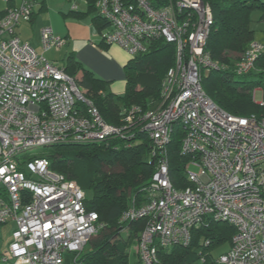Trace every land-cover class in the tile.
<instances>
[{"label":"built area","instance_id":"1","mask_svg":"<svg viewBox=\"0 0 264 264\" xmlns=\"http://www.w3.org/2000/svg\"><path fill=\"white\" fill-rule=\"evenodd\" d=\"M33 5L22 0L0 17V225L14 223L0 264H63L65 253L77 256L103 227L86 209V193L76 181L52 171L46 158L25 159L27 152L129 141L137 132L147 135L156 156L150 198L124 211L120 221L145 219L136 248L140 262L159 264L158 247L187 246L192 229L223 223L234 233L216 262L264 264V116L230 115L202 88L203 75L214 67L205 51L210 6L202 0L96 1L107 24L99 35L104 45H116L130 57L146 53L152 39L175 46L157 105L124 110L115 126L103 120L61 66L44 57L43 52L64 47L66 38L43 27L39 51L20 39L16 28L30 21ZM262 56L264 45L252 41L236 60L235 73L254 70ZM262 72L260 106L264 64ZM175 128L182 133L181 153L191 157L185 166L189 186L181 190L172 187L167 159Z\"/></svg>","mask_w":264,"mask_h":264},{"label":"trees","instance_id":"2","mask_svg":"<svg viewBox=\"0 0 264 264\" xmlns=\"http://www.w3.org/2000/svg\"><path fill=\"white\" fill-rule=\"evenodd\" d=\"M96 1L86 0V11H73L72 14L76 18H82L96 12L91 21L94 28L101 32L107 28V24L97 14ZM202 1L212 11L213 22L206 39L205 51L214 64L202 77L204 92L230 115H254L256 118L264 116V106H257L252 101L253 89L262 87L264 56L259 58L254 70L241 76L234 71L237 59H233L254 41L250 13L258 10L259 21L264 22V0ZM4 12L5 10L0 12V17ZM103 45L98 43V47H104ZM174 59L173 43L163 39L150 40L148 51L130 57L125 65V91L123 95L115 97L108 90V82L94 77L73 56H66L62 69L92 101L103 120L117 126L121 123V108L127 110L139 106L147 109L160 99L161 81L174 65ZM78 73L81 74L80 78H77ZM181 136L180 129L175 128L167 144L170 180L172 187L178 190L189 186L185 166L191 158L180 151ZM126 143V140L114 138L87 145L57 144L41 148L37 155L49 161L52 171L91 191L92 197L86 196V209L94 211L98 216V223L103 226L89 241L87 251L75 255L73 264H129L130 250L139 239L145 219L121 222L120 218L128 208L139 207L150 198L148 185L155 170L156 156H152L151 143L146 134L137 132ZM116 145L118 149H114ZM26 158L31 160L35 157ZM233 233V228L223 223H210L206 227L194 228L189 245L158 247V262L197 264L200 261L201 264H218L216 260L229 249ZM205 240H209L208 245H204ZM223 244H227V249L213 259L211 250Z\"/></svg>","mask_w":264,"mask_h":264},{"label":"crops","instance_id":"3","mask_svg":"<svg viewBox=\"0 0 264 264\" xmlns=\"http://www.w3.org/2000/svg\"><path fill=\"white\" fill-rule=\"evenodd\" d=\"M47 1L52 3L54 0L37 1V11L34 12L33 9L30 21L21 22L16 28V32L20 39L29 43L38 51L40 50V31L36 38L31 37L27 32L30 26L32 28L35 25L34 29H39V21L46 19L45 16L48 13V11L45 12L48 5ZM3 11L4 9H0V12ZM43 12H45V15H43ZM69 13L68 16L75 17L73 16L74 14H72L73 10L69 11ZM82 18L77 19L82 20ZM49 19L50 21L52 20L50 16ZM71 19L73 21L76 20L74 18ZM28 23H30L29 27ZM50 28L55 36L66 38L67 43L61 49L56 50V52H54L53 49L43 52V55L47 60L55 63L58 61L61 62L62 60L64 62L66 56L71 55L74 57L75 61L82 66V68L90 71L94 77L108 82V90L114 95V97L121 96L119 95L120 93L123 95L126 84V74L124 68L130 60V56L124 50L116 45H103L104 47H98L100 39H95L94 37L95 35L99 37L100 32L94 28L91 20L90 22H87V26H85L84 31L81 33L54 24H52V27ZM94 43L96 45H94ZM60 62L57 64L62 67L63 63ZM80 77L81 74L78 73L77 78ZM123 110L124 108H121V114H123ZM10 223L13 224L14 229V223L8 222L7 224Z\"/></svg>","mask_w":264,"mask_h":264},{"label":"rangeland","instance_id":"4","mask_svg":"<svg viewBox=\"0 0 264 264\" xmlns=\"http://www.w3.org/2000/svg\"><path fill=\"white\" fill-rule=\"evenodd\" d=\"M34 3L33 5V9L34 12L37 11V5L35 4V1H41V0H30ZM22 0H13L12 2L8 3L6 0H0V9H6L9 6H19L21 4ZM48 5H47V10L45 12L48 11L47 15L45 16L46 19L39 21V29H34L35 25L31 28V26L29 27L30 23H28V34L31 37L36 38L37 34L39 33V31H41V28L43 27H52V24L54 25H59L63 28H68L71 30H75L78 33H81L84 31L85 26H87V22H90L91 17H93L94 15H96V12H92L88 15H86L84 18H82V20L77 19L76 17H72V16H68L69 11L72 10V6L76 5L77 9L75 11L77 12H85L86 11V3L85 0H54L52 3L47 1ZM43 12V15H45ZM70 14V13H69ZM259 11L258 10H253L250 13V18H251V29L254 31V41L256 43H260L264 45V22L259 21ZM49 16L51 17V21L49 19ZM71 18L76 19L75 21H73ZM87 20V21H86ZM95 39H100V36L97 37V35H95L94 37ZM57 49H53L54 52H56ZM242 53L238 54L235 56V58H233L234 60L238 59L241 56ZM60 61H58L57 63H59ZM63 63V60L60 62ZM61 65V64H60ZM255 72V71H254ZM81 89V88H80ZM259 88H255L252 91V101L255 105L260 106L258 103H256V101L260 98V94H259ZM119 95H122L121 93ZM159 101V99L157 100V102ZM154 101L151 105H149V107H154L155 105H157V102ZM41 152V148H37V149H32L29 152L26 153V156L24 157L25 159H27L26 157H37L38 154H40ZM190 171H194L196 172L197 169L195 167H189ZM82 180V177H81ZM79 185V184H78ZM80 186V185H79ZM81 189H83L86 193L87 198H91L92 194L91 191L83 188L82 186H80ZM13 229V224H7V225H0V253H3L7 250V245L11 240V230ZM124 233V232H123ZM92 240V239H91ZM89 248V246H85L83 249V252H86L87 249ZM136 248H137V243H135V245L131 248L130 250V255H129V264H142L141 262H139V260L137 261V254H136ZM227 249V244H223V245H219L217 247H215L214 249L211 250V255L213 256V259L217 258L218 255L220 253H222L223 251H225ZM199 252V250H198ZM73 254L70 253H65L63 255V264H73ZM197 264H201L200 261Z\"/></svg>","mask_w":264,"mask_h":264},{"label":"bare ground","instance_id":"5","mask_svg":"<svg viewBox=\"0 0 264 264\" xmlns=\"http://www.w3.org/2000/svg\"><path fill=\"white\" fill-rule=\"evenodd\" d=\"M209 33V32H208ZM263 89V83H262V87L261 88H259L258 90L260 91V90H262ZM144 134V133H143ZM129 143V141H127V143L126 144H128ZM128 146V145H127ZM114 149H118V145H116L115 147H114ZM208 224H210V223H207V225ZM206 225V226H207Z\"/></svg>","mask_w":264,"mask_h":264},{"label":"clouds","instance_id":"6","mask_svg":"<svg viewBox=\"0 0 264 264\" xmlns=\"http://www.w3.org/2000/svg\"><path fill=\"white\" fill-rule=\"evenodd\" d=\"M4 10H5V9H4ZM73 11H75V10H73ZM137 242H138V241H137ZM87 245H88V244H87ZM87 245H86V246H87ZM136 254H137V252H136ZM74 256H75V255H74ZM137 257H138V255H137ZM138 259H139V258H138ZM73 262H74V261H73Z\"/></svg>","mask_w":264,"mask_h":264}]
</instances>
